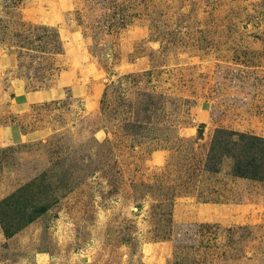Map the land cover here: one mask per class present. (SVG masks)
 Returning <instances> with one entry per match:
<instances>
[{
	"label": "rangeland",
	"instance_id": "rangeland-1",
	"mask_svg": "<svg viewBox=\"0 0 264 264\" xmlns=\"http://www.w3.org/2000/svg\"><path fill=\"white\" fill-rule=\"evenodd\" d=\"M9 126L0 264H264V0H0Z\"/></svg>",
	"mask_w": 264,
	"mask_h": 264
},
{
	"label": "crops",
	"instance_id": "crops-1",
	"mask_svg": "<svg viewBox=\"0 0 264 264\" xmlns=\"http://www.w3.org/2000/svg\"><path fill=\"white\" fill-rule=\"evenodd\" d=\"M17 85H21L18 82ZM19 94L24 95L26 100L30 103H35V102H42L47 99L53 98L54 93L56 92L55 89L51 88H39V89H19L18 90ZM7 137L9 140H23L25 135L23 131L17 127V126H9L7 128H0V138Z\"/></svg>",
	"mask_w": 264,
	"mask_h": 264
},
{
	"label": "trees",
	"instance_id": "trees-1",
	"mask_svg": "<svg viewBox=\"0 0 264 264\" xmlns=\"http://www.w3.org/2000/svg\"><path fill=\"white\" fill-rule=\"evenodd\" d=\"M203 133H204V123H201L200 124V126H199V129H198V135H199V138H201L202 137V135H203ZM240 136V139H242L243 138V136L242 135H240L239 133H235V132H233V134L231 135L230 134V136H231V138L232 137H234V136ZM45 210H47L46 208H40V209H38V210H31L32 212L30 213V215H28V220H31V219H33L37 214H39V213H41V212H43V211H45ZM2 215V214H1ZM25 216V215H24ZM23 216V217H24Z\"/></svg>",
	"mask_w": 264,
	"mask_h": 264
}]
</instances>
